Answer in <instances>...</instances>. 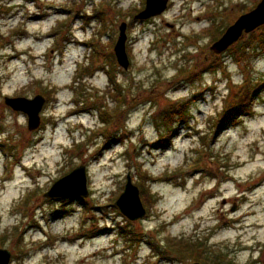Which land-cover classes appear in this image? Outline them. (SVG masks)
I'll use <instances>...</instances> for the list:
<instances>
[{
  "label": "rangeland",
  "instance_id": "rangeland-1",
  "mask_svg": "<svg viewBox=\"0 0 264 264\" xmlns=\"http://www.w3.org/2000/svg\"><path fill=\"white\" fill-rule=\"evenodd\" d=\"M167 1L138 21L144 0H0V249L9 264L192 263L171 249L175 239L205 241L207 258L223 251L264 264V89L252 114L217 129L240 84L264 80V25L219 55L209 49L260 0ZM123 23L127 70L113 54ZM241 42H250L244 54ZM38 95L41 124L29 132L5 99ZM192 97L171 145L153 149L156 116ZM79 166L84 203L43 197ZM142 171L152 179L143 183ZM128 174L143 192L142 220L114 205Z\"/></svg>",
  "mask_w": 264,
  "mask_h": 264
},
{
  "label": "water",
  "instance_id": "water-1",
  "mask_svg": "<svg viewBox=\"0 0 264 264\" xmlns=\"http://www.w3.org/2000/svg\"><path fill=\"white\" fill-rule=\"evenodd\" d=\"M167 0H146L145 7L134 20L146 21L161 15L167 9ZM264 25V0L250 12L241 15L230 25L223 35L209 48L216 55L225 52L230 46L236 43L243 34H248L256 28ZM126 24L119 27V36L113 48L117 65L123 70L129 67V60L125 51ZM45 103V98L38 95L33 99L6 98L5 105L14 112H20L27 118V130L36 131L40 127V112ZM88 190L86 186V171L84 166H79L68 175L54 182L51 188L43 195L47 199L62 198H86ZM120 214L129 221L142 219L146 211L140 200L139 189L134 186L130 175L126 176V183L122 193L114 204ZM11 254L7 250L0 249V264H9ZM190 264H200L193 262Z\"/></svg>",
  "mask_w": 264,
  "mask_h": 264
},
{
  "label": "trees",
  "instance_id": "trees-1",
  "mask_svg": "<svg viewBox=\"0 0 264 264\" xmlns=\"http://www.w3.org/2000/svg\"><path fill=\"white\" fill-rule=\"evenodd\" d=\"M213 30L215 29L212 28V31ZM219 37H220V33H218L215 39ZM251 41H253V39H251ZM241 43L242 45L238 48V50L242 51V54H244L247 48H249L250 42H247L244 44L243 42ZM258 46L264 47V41L261 40ZM91 52L92 50H90V53ZM91 55L93 57V53ZM243 59H244V55H243ZM220 65L222 66L221 62L218 64L216 63L214 65L212 64V66H206L205 71H208L207 69L213 71L215 67H220ZM84 73H86L85 75L86 78H89L94 74V72L89 68V66L86 69H84ZM108 77H109L108 78L109 85L113 86L114 89H116V80L113 74L111 73V71L108 72ZM251 81L253 82V80ZM254 82L255 83H252L249 85V83H245V81H243L240 84L243 86H241L239 91L236 94H234L235 101L233 103H228L226 99V105L224 106V109L217 116L218 118L217 119V129L218 130L219 129L226 130L229 127H232L236 125L237 123L241 122V120L244 117L248 116L249 114H252L253 101L258 95V93L264 89V80L261 81L260 79H257ZM109 85H108V88L110 87ZM76 89L78 88H75V90ZM113 95L116 98L120 97L119 93H116ZM195 100L196 98L192 97L185 101L179 102L177 104H173V106H171V110L165 111L164 113H160L159 115L156 116V120H154V122H155L156 131L158 134V138L151 145L153 149H157L158 151H165L166 148L171 145L174 137L177 135V133L180 130V125L187 123L188 111L194 104ZM117 102H118V105L114 108V112L118 111L121 107L119 106L120 104L119 98ZM102 116H104L103 122H106V125H109L108 121L111 118V115L102 113ZM104 134L108 138L112 137V133L110 134L109 132H105ZM108 147H111V143L106 142L105 148L109 149ZM138 177L140 178L141 181H143V183L146 180L152 179L151 176L146 171L144 172L142 171V174L138 175ZM142 193L143 192L140 190V195H142ZM73 200H78V198L73 199ZM61 201L65 205L70 200L62 199ZM78 201H82V200L79 199ZM147 212L148 211H146V213ZM170 244H171V249H174V252L177 255L179 256L183 255L185 257H188L193 262H198L200 264H237L229 257L228 254L224 253L223 251L219 253L212 251L214 252V255H211V253H209L210 255L208 258L206 256H201V252L204 253V255L207 254V252H211V248L207 245L205 241L204 242L196 241V242L189 243L188 241L182 242V241L175 239L171 241ZM249 264H262V262L260 261V259H258V260H253Z\"/></svg>",
  "mask_w": 264,
  "mask_h": 264
}]
</instances>
